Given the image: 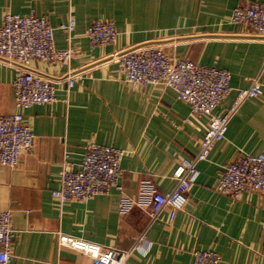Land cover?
<instances>
[{
  "label": "crops",
  "instance_id": "0c3cea01",
  "mask_svg": "<svg viewBox=\"0 0 264 264\" xmlns=\"http://www.w3.org/2000/svg\"><path fill=\"white\" fill-rule=\"evenodd\" d=\"M250 1L255 0H0V24L7 11L44 14L59 48L68 45L59 25L70 15L76 19V53L69 61L28 62V68L57 81V100L25 110L34 145L16 166L0 163V210H11L14 229L11 264H91L88 254L58 244L60 232L103 249H130L142 236L128 264H193L195 249L215 250L219 264H264V193L247 191L234 199L216 189L224 164L240 152L264 151V38L231 18L238 4ZM96 19L114 21L115 41L91 44L86 30ZM136 45H160L176 57L229 69L232 89L215 112H223L237 89L255 79L263 89L242 103L225 136L197 162L188 201L173 221L170 206L156 218L150 206L122 213L120 197H135L145 177L160 190L173 188V171L180 157L194 158L200 150L208 118L192 115L189 103L169 86L126 80L116 53ZM17 71L0 60V114L16 110ZM68 72L76 74L69 89ZM89 141L125 150L121 188L61 203L52 190L60 185L64 152L78 168Z\"/></svg>",
  "mask_w": 264,
  "mask_h": 264
},
{
  "label": "built area",
  "instance_id": "2783aa9c",
  "mask_svg": "<svg viewBox=\"0 0 264 264\" xmlns=\"http://www.w3.org/2000/svg\"><path fill=\"white\" fill-rule=\"evenodd\" d=\"M232 20L248 26L254 34L264 38V1L238 4L232 12ZM76 19L73 15L61 22L68 45L59 48L55 44V27L44 14L7 11L0 24V60L18 68L13 80L16 110L0 114V163L16 166L21 153L34 145L35 134L25 121V110L33 104H51L57 100L56 80L27 67L32 58L47 62L69 61L76 53L72 45ZM93 46L116 40L118 31L111 19H96L86 30ZM116 60L126 80L132 84L159 83L175 90L178 97L189 103L194 116L208 118L207 128L200 142V150L194 158L180 157L173 171L176 183L169 190H160L149 177L139 182L135 197L121 195L119 210L128 212L134 205L150 206L152 218H156L165 206H170L169 220L177 211L185 208L188 190L198 173L197 162L208 157L214 144L223 138L229 121L242 103L263 93L261 83L255 79L249 86L237 89L236 96L223 112H215L230 93L231 72L216 65L179 58L160 45H136L116 53ZM67 89L74 85L75 73L64 77ZM125 150L119 146L89 141L83 144L82 160L73 167L68 151L64 152L60 185L52 195L61 203L67 200L84 201L111 188H121V160ZM222 193L239 199L247 191L264 193V151L258 154L240 152L224 164L216 184ZM14 229L11 210H0V264H11ZM60 246H70L88 254L91 264H128L133 249L143 245L142 236L132 248H102L98 242L60 232ZM193 264H219L220 255L212 249H195Z\"/></svg>",
  "mask_w": 264,
  "mask_h": 264
}]
</instances>
